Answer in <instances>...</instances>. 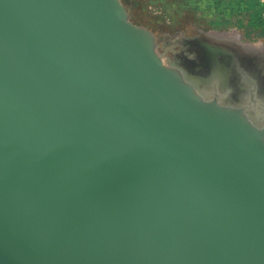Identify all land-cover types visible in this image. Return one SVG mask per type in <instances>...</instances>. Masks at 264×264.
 <instances>
[{
    "label": "water",
    "instance_id": "water-1",
    "mask_svg": "<svg viewBox=\"0 0 264 264\" xmlns=\"http://www.w3.org/2000/svg\"><path fill=\"white\" fill-rule=\"evenodd\" d=\"M197 31L0 0V264H264V48Z\"/></svg>",
    "mask_w": 264,
    "mask_h": 264
},
{
    "label": "rangeland",
    "instance_id": "rangeland-1",
    "mask_svg": "<svg viewBox=\"0 0 264 264\" xmlns=\"http://www.w3.org/2000/svg\"><path fill=\"white\" fill-rule=\"evenodd\" d=\"M120 1L127 7V0ZM136 1L139 3L136 11L127 8L130 20L156 36L168 38L157 43V52L171 66L175 58L189 47L171 45L172 41L176 37L192 36L197 30L230 38L241 45L264 48V25L260 21V17L264 21V6L260 0Z\"/></svg>",
    "mask_w": 264,
    "mask_h": 264
},
{
    "label": "bare ground",
    "instance_id": "bare-ground-1",
    "mask_svg": "<svg viewBox=\"0 0 264 264\" xmlns=\"http://www.w3.org/2000/svg\"><path fill=\"white\" fill-rule=\"evenodd\" d=\"M230 39V38H229ZM264 43V42H263ZM198 46V47H197ZM255 46V45H254ZM190 48H198V49H200V47H199V45H195V47L193 46V45H189V47H187V50H185V51H183L182 52V54L179 56L178 55V58L176 57L175 58V61H173L174 63H173V66L174 67H176V68H178V69H180L184 74L189 70V68L188 67H190V68H192L193 69V71H191V72H197V71H199V69H200V66L199 67H197L196 66V64L195 63H198L199 65L201 64V62H202V59H203V57H201V56H197L198 57V60L197 59H195V63L194 62H191V61H189L190 59L192 60V59H194V52L193 51H189L188 52V50H190ZM237 49V48H236ZM238 50V49H237ZM203 66V65H202ZM197 67V68H196ZM191 69V70H192ZM187 70V71H186ZM197 70V71H196ZM201 72H203V70H200ZM202 76V75H201ZM216 79V81H218V79L217 78H215ZM220 80V79H219ZM198 86H200L199 84H198Z\"/></svg>",
    "mask_w": 264,
    "mask_h": 264
},
{
    "label": "flooded vegetation",
    "instance_id": "flooded-vegetation-1",
    "mask_svg": "<svg viewBox=\"0 0 264 264\" xmlns=\"http://www.w3.org/2000/svg\"><path fill=\"white\" fill-rule=\"evenodd\" d=\"M128 4H127V7L126 8H129L130 11H136L137 8L139 7L138 6V1L136 0H127ZM138 13H141V12H138Z\"/></svg>",
    "mask_w": 264,
    "mask_h": 264
},
{
    "label": "built area",
    "instance_id": "built-area-1",
    "mask_svg": "<svg viewBox=\"0 0 264 264\" xmlns=\"http://www.w3.org/2000/svg\"><path fill=\"white\" fill-rule=\"evenodd\" d=\"M260 2L262 3V5L264 6V0H260Z\"/></svg>",
    "mask_w": 264,
    "mask_h": 264
},
{
    "label": "trees",
    "instance_id": "trees-1",
    "mask_svg": "<svg viewBox=\"0 0 264 264\" xmlns=\"http://www.w3.org/2000/svg\"><path fill=\"white\" fill-rule=\"evenodd\" d=\"M260 15V14H259ZM260 21L262 22V24L264 25V21L261 20V17H260Z\"/></svg>",
    "mask_w": 264,
    "mask_h": 264
}]
</instances>
